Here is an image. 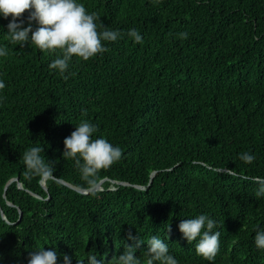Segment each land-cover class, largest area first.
<instances>
[{
    "label": "trees",
    "instance_id": "obj_1",
    "mask_svg": "<svg viewBox=\"0 0 264 264\" xmlns=\"http://www.w3.org/2000/svg\"><path fill=\"white\" fill-rule=\"evenodd\" d=\"M80 2L113 30L139 29L144 43L125 37L74 59L65 80L48 67L55 54L11 45L0 18L9 48L0 58V264H27L38 247H54L58 264L90 251L111 260L132 243L129 231L145 241L137 256L159 235L179 264H208L178 230L201 213L220 226L215 264H264L253 243L264 227L255 196L264 181V0ZM81 120L123 150L91 191L62 158ZM32 146L54 163L56 183L25 176ZM242 152L257 160L244 164Z\"/></svg>",
    "mask_w": 264,
    "mask_h": 264
},
{
    "label": "clouds",
    "instance_id": "obj_2",
    "mask_svg": "<svg viewBox=\"0 0 264 264\" xmlns=\"http://www.w3.org/2000/svg\"><path fill=\"white\" fill-rule=\"evenodd\" d=\"M28 12L27 17L24 13ZM10 17V19H9ZM0 18L8 20L7 34L11 45L21 49L34 46L41 53L55 54L56 58L48 65L49 69L67 80L68 71L74 59L88 61L109 51L107 44L115 43L127 37L134 45H143L144 37L137 28L126 32L105 26L96 12L89 13L80 0H0ZM35 25V27H34ZM187 39L188 33L177 34ZM9 55V48L0 44V58ZM6 87L0 79V92ZM98 127L88 120L75 124V130L63 141L62 158L72 160L78 169L80 179L91 191L98 184L99 174L118 163L123 157L120 146L112 144L103 136L95 137ZM95 137V138H94ZM44 149L32 146L23 153L22 160L27 178H36L41 186L56 183L53 175L54 163L46 159ZM239 159L246 165H252L257 156L251 152H242ZM257 199L264 198V181L258 183L255 192ZM11 226V225H9ZM219 223L207 213L181 220L178 230L188 244L195 242V253L208 264H215L220 251ZM167 231H171L168 225ZM253 243L258 250L264 251V227L254 229ZM122 254L106 259V253L99 256L90 251L85 260L77 264H179L170 252L168 243L159 235H152L147 241V250L137 256V250L145 241L138 234L128 232ZM168 240V236H167ZM60 254L54 247L45 250L35 248L27 264H58ZM60 264H72V257L63 254Z\"/></svg>",
    "mask_w": 264,
    "mask_h": 264
},
{
    "label": "water",
    "instance_id": "obj_3",
    "mask_svg": "<svg viewBox=\"0 0 264 264\" xmlns=\"http://www.w3.org/2000/svg\"><path fill=\"white\" fill-rule=\"evenodd\" d=\"M15 180H17V179H15ZM101 182H102V181H99L98 184H97V186H96L94 189H92V190L100 189V184H101ZM18 186H19V184H18ZM4 189H5V187H4ZM88 191H89V190H88ZM1 214H2V213H1Z\"/></svg>",
    "mask_w": 264,
    "mask_h": 264
}]
</instances>
